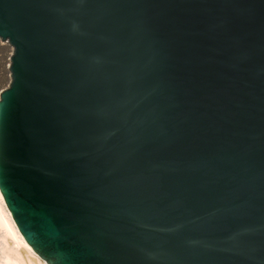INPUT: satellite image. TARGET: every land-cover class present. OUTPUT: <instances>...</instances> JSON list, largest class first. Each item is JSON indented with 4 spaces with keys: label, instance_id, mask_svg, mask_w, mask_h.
<instances>
[{
    "label": "water",
    "instance_id": "water-1",
    "mask_svg": "<svg viewBox=\"0 0 264 264\" xmlns=\"http://www.w3.org/2000/svg\"><path fill=\"white\" fill-rule=\"evenodd\" d=\"M0 193L47 264H264V0H0Z\"/></svg>",
    "mask_w": 264,
    "mask_h": 264
},
{
    "label": "bare ground",
    "instance_id": "bare-ground-1",
    "mask_svg": "<svg viewBox=\"0 0 264 264\" xmlns=\"http://www.w3.org/2000/svg\"><path fill=\"white\" fill-rule=\"evenodd\" d=\"M13 51V47L0 41V52L5 58L1 63L5 76L3 88L10 81L9 65ZM37 253L18 230L0 193V264H47Z\"/></svg>",
    "mask_w": 264,
    "mask_h": 264
},
{
    "label": "rangeland",
    "instance_id": "rangeland-1",
    "mask_svg": "<svg viewBox=\"0 0 264 264\" xmlns=\"http://www.w3.org/2000/svg\"><path fill=\"white\" fill-rule=\"evenodd\" d=\"M0 41H1V43H3V44H4V43H5V44L7 43L6 41H2L1 39H0ZM7 44H8V43H7ZM11 52H12V51H11ZM2 56H3V55H2V52H0V76H1V77H0V91H1V89H3V87H2V86L4 85L3 78H5V76H4V71H3V69H2V64H1L2 61L5 60V58L3 59Z\"/></svg>",
    "mask_w": 264,
    "mask_h": 264
}]
</instances>
